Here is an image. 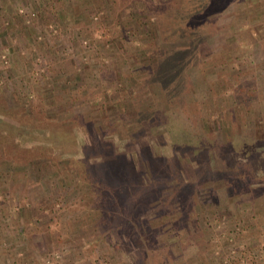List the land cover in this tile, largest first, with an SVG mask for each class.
Segmentation results:
<instances>
[{
  "label": "rangeland",
  "instance_id": "1",
  "mask_svg": "<svg viewBox=\"0 0 264 264\" xmlns=\"http://www.w3.org/2000/svg\"><path fill=\"white\" fill-rule=\"evenodd\" d=\"M0 146V264H264V0H0Z\"/></svg>",
  "mask_w": 264,
  "mask_h": 264
},
{
  "label": "trees",
  "instance_id": "2",
  "mask_svg": "<svg viewBox=\"0 0 264 264\" xmlns=\"http://www.w3.org/2000/svg\"><path fill=\"white\" fill-rule=\"evenodd\" d=\"M1 148H0V150H1ZM71 163L73 164V166L77 165L79 170H82V171L84 170V171L90 173L92 175V176L90 175L91 178L95 179V181H97V182H99V178H100V180H102V178L105 177V174L107 172V175L110 178L109 179L110 181L108 182L106 180L105 182H108V184L105 183L106 185H109V183L111 184V182L113 181L114 184L112 186H114V190H118L117 194H119L121 192V190H123L124 196H126V197H128V195L132 196L133 191H131V190L133 188L130 187V185H126V184H123L121 182L120 170L115 166V164H114L115 162L113 160L96 161V160H88V159H86V157H82V158L76 159V161L72 159ZM152 163H153L152 160H150L149 164H152ZM94 165H101V168L100 169L99 168H95V167H93ZM126 170H128V169H126ZM108 171H110V172H108ZM97 175L99 176V178L96 177ZM140 175H143V177H142L141 181L139 182L140 186H139L138 191L136 192V200L128 199L130 201V202H128V205L131 206L132 208H134V205H135L136 208L140 207V206L141 207L144 206V204L146 203V201H145L146 194L145 193L147 191H150V194L151 193L154 194L157 191L154 188H149V189L147 188L148 185H146L144 183V179L146 178L145 182L148 183V176L143 174V172H141ZM151 184H153V183H151ZM160 184H162L163 187L166 185V184H163V183H154L153 185H151V187L158 188L160 186ZM169 187H171V186H169ZM143 188H146V189H143ZM147 197H148V195H147Z\"/></svg>",
  "mask_w": 264,
  "mask_h": 264
},
{
  "label": "crops",
  "instance_id": "3",
  "mask_svg": "<svg viewBox=\"0 0 264 264\" xmlns=\"http://www.w3.org/2000/svg\"><path fill=\"white\" fill-rule=\"evenodd\" d=\"M262 69V68H261Z\"/></svg>",
  "mask_w": 264,
  "mask_h": 264
}]
</instances>
